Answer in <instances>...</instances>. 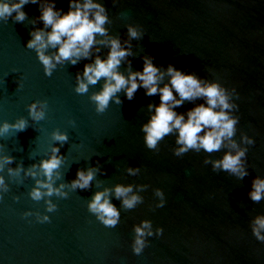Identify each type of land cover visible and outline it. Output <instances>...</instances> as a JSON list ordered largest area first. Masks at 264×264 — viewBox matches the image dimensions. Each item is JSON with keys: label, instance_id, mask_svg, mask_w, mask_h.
<instances>
[{"label": "water", "instance_id": "obj_1", "mask_svg": "<svg viewBox=\"0 0 264 264\" xmlns=\"http://www.w3.org/2000/svg\"><path fill=\"white\" fill-rule=\"evenodd\" d=\"M101 2L109 11L112 23L107 27L113 35L127 40L128 23L143 28V38L131 41L133 55L128 60L133 70L142 71L143 57L151 55L162 68L173 64L235 87L239 96L233 99L239 107L234 114L240 117L235 139L240 141L245 132L255 139L247 145L249 175L240 181L213 171L211 164H204V151L177 157L174 135L160 141L159 151L148 149L142 125L150 118L147 105L159 104L160 96L145 95L143 87L132 100L118 93L122 104L112 101L104 113H97L90 95L103 80L87 94L75 91L76 74L88 59L59 65L47 76L35 50L26 47L30 32L44 27L42 21L32 24L41 13L38 4L29 3L24 23L0 21V123L29 117L28 105L35 100H47L48 111L39 122L29 117L25 131L11 130L0 138V154L15 157L12 167L23 161L27 168L50 155L55 143L51 134L59 128L69 134L60 147L65 157L63 182L70 184L80 168L99 165L100 171L89 189L70 191L67 198L53 196L58 208L47 213L50 222L40 223L34 215L23 216L28 210L46 212L45 202L29 195L34 179L17 183L5 170L10 191L0 200V264H264V242L255 238L250 226L256 215L264 214V200L254 203L249 196L254 178L264 177V0ZM69 3L56 0V7L67 12ZM122 12L126 18H121ZM107 52L104 48L100 55L106 57ZM126 68L127 62L121 71ZM200 103L203 99L185 102L176 111L187 113ZM224 151L212 153V158L222 157ZM128 167H140L141 172L131 176ZM117 183L149 187L141 193L143 203L132 210L121 207L119 223L105 227L89 212L88 200ZM156 188L165 192L162 208L155 207ZM112 202L120 207L114 196ZM144 219L164 232L148 237V246L136 255L134 226Z\"/></svg>", "mask_w": 264, "mask_h": 264}, {"label": "clouds", "instance_id": "obj_2", "mask_svg": "<svg viewBox=\"0 0 264 264\" xmlns=\"http://www.w3.org/2000/svg\"><path fill=\"white\" fill-rule=\"evenodd\" d=\"M115 5L118 0H112ZM38 4L40 16L32 19L35 25L42 21L43 28H34L30 32L31 39L27 48L35 50L39 61L44 67L45 74L52 76L59 65L78 64L82 59L90 60L82 72L76 74L75 91L78 94L89 93L90 86L97 85L103 80L102 87L91 93L90 99L96 105L97 113H104L110 102L122 104L118 93L125 92L126 97L132 100L139 88L145 89V95L160 96V103L147 105L150 118L142 125L145 134V144L148 149L159 151V144L166 136L174 135L177 147L174 154L181 157L189 151L197 153L204 151L208 155L204 164H211L213 171L227 172L229 175L242 181L249 175L247 167V145H253L255 139L246 132L241 139H235L240 117L234 112L238 109L233 97L238 98L235 87L229 89L220 79L209 80L199 77L196 73H186L173 64L162 68L154 63L151 55L143 57V70H133L129 56L133 55L132 40L143 38L144 31L138 24H127V40L120 35H113L107 25L112 23L109 11L101 0H70L69 10L57 9L56 0H0V21L7 22L12 18L15 22L24 23L28 14L24 11L27 4ZM126 18L127 13H120ZM108 49L107 55L100 53ZM51 49V51H49ZM95 54L94 60L91 59ZM127 62V68L121 71V66ZM209 71H213L209 69ZM168 78L165 82V78ZM203 99L189 109L187 113H178L176 109L185 102H194ZM29 117L32 122H39L46 118L48 111L47 100H35L28 105ZM29 117L21 116L14 122L5 120L0 123V138L5 137L11 130L16 133L25 131L29 126ZM76 121L71 124L75 126ZM55 142L50 155L25 168L23 161L12 167L15 157L10 154H0V200L10 191V185L3 174L17 183L31 177L35 184L30 190L33 201L43 200L46 212L23 213L25 218L35 216L40 223L50 222L47 213L55 212L58 205L52 197L67 198L70 191L89 189L100 171L99 165L87 169L80 168L71 183L63 182L60 171L65 157L60 154V147L69 141L67 131L59 128L52 132ZM245 145V146H242ZM225 151L220 158L213 159L212 153ZM4 145L0 143V153ZM127 173L137 176L140 167H128ZM59 181V183H57ZM99 184V182H98ZM149 187L147 184L117 183L113 187L96 191L88 200V210L94 214L105 227H115L121 216V207L132 210L143 203L141 193ZM154 194L159 198L155 205L162 208L165 203V192L156 188ZM121 201L120 207L112 202V197ZM254 203L264 200V177L257 175L252 182L249 193ZM16 200L20 197L16 196ZM252 233L258 241L264 242V214H258L251 220ZM163 227L153 228L150 219H144L134 226V240L132 249L134 254L140 255L148 246V237L162 235Z\"/></svg>", "mask_w": 264, "mask_h": 264}]
</instances>
